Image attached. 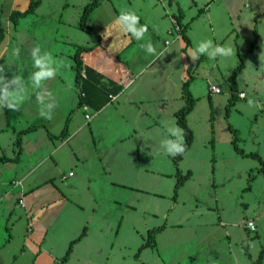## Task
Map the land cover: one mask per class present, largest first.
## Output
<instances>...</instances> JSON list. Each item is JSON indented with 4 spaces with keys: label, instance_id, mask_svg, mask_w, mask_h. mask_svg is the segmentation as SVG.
<instances>
[{
    "label": "rangeland",
    "instance_id": "obj_1",
    "mask_svg": "<svg viewBox=\"0 0 264 264\" xmlns=\"http://www.w3.org/2000/svg\"><path fill=\"white\" fill-rule=\"evenodd\" d=\"M90 1L39 0L35 12L15 25L10 20L12 11L26 10L31 0H0V26L5 30V38L0 44V54L3 53L0 66H4L3 74L9 79L14 74L24 77L28 89L16 114L18 137L31 126L27 123L26 109L33 110L35 117L40 111L27 80L33 71L30 50L34 45L67 64L58 70L55 79L46 82L57 105L65 97L79 99L75 87L77 44L94 45L99 38L96 33H86L78 26L83 15L81 9ZM119 1L124 2L120 11L129 10L124 9L129 8L125 0ZM173 1L179 2L183 10L185 18L180 23L188 27L192 48L207 38L216 44L231 46L235 54L216 60L202 55L200 64L188 74L181 39L174 40L163 31L161 19H156L152 28L159 30L158 47L163 48L167 40L171 42L165 53L157 56L159 48H156L155 57L134 48L133 54L127 52V56L135 75L145 69L139 82L144 84V80L152 78L154 89L151 88L150 93L164 97L159 104L162 112L158 113L156 107H149L147 102L142 107V110L150 111L147 117L143 111L139 114L130 106L120 107L125 94L100 114L88 108L89 115L94 118L87 125L82 108L76 106L70 110L68 107L67 117L72 123L70 133L77 132L75 148L65 147L58 157H63L62 172L68 177L73 172L74 177L65 181L58 178L62 187H78L76 193L70 191V200L88 208H82L85 212L76 214L75 219L71 215L72 205L65 210L57 205L52 211L42 213L41 220L49 231L48 248L59 263L257 264L255 262L260 260L264 264V70L259 61L260 53L264 52V0H237L236 4L225 3V0ZM139 5L136 1L134 9L130 10L139 13ZM151 5H155L154 8L147 6L143 11L154 12L158 18L156 6L161 9L160 3L156 1ZM168 9L175 14L181 12L175 4ZM209 9L211 19L207 16ZM255 42L257 45L253 48ZM17 48L20 55L14 53ZM239 53L246 56L247 63L238 75L236 88L244 92L245 97L230 104L232 94L228 79L240 63ZM151 57L155 60L150 65ZM190 61L193 63L191 58ZM190 76L193 77L190 92L195 103L187 122L194 139L177 168L170 155H153L151 152L157 142V130L163 137L165 125L182 129L175 113L186 105L183 85ZM62 82L73 89L70 90L68 85L66 88ZM209 84L220 87L222 93L213 94ZM249 99L254 100L253 106L248 105ZM57 109L52 127L57 122ZM149 122L154 124L150 128L146 127ZM58 129L51 128L50 132ZM232 130L238 132L239 147L245 154L259 158L236 151ZM40 132L45 134L47 131L41 129ZM122 135L127 138L125 141L119 140ZM50 140L54 143L55 138ZM60 141L55 143L58 145ZM46 166L52 167V162ZM178 171L182 176L189 172V179L175 191ZM111 181L116 183L115 187L111 186ZM5 191H9V187H5ZM18 198L20 195L15 191L13 196L0 203V212H6V219L0 216V244L5 245L0 249V264H33L36 256L35 250L33 254L27 250L28 253L21 255L24 239L30 237L27 230L32 222L28 223L25 213L29 209L18 206ZM7 207H10L9 213ZM91 213L94 218L88 224ZM16 220L18 225L14 231ZM220 221L225 223L224 226ZM248 221L255 223V231L247 229ZM85 227L90 230L89 238L74 247V253L64 260L70 240L80 237ZM160 227L164 228L154 234L156 244L143 247L149 231ZM11 236L12 244L8 242ZM41 241L37 243L41 245L44 240ZM85 249H88L87 253Z\"/></svg>",
    "mask_w": 264,
    "mask_h": 264
},
{
    "label": "crops",
    "instance_id": "obj_2",
    "mask_svg": "<svg viewBox=\"0 0 264 264\" xmlns=\"http://www.w3.org/2000/svg\"><path fill=\"white\" fill-rule=\"evenodd\" d=\"M125 1L129 8L125 7L124 9L129 10L134 9L133 4H135L136 1L140 3V5L138 6L139 8L137 9L139 13L136 14L140 17V24L148 26V32L145 34L143 40L138 42L137 40H135V38L131 37L129 34L125 33L114 25L113 22L115 18L120 14V9H122L121 6L124 2H120L119 0H103L100 6L94 10L89 19V22L91 23L89 25L95 29V33L100 36V39L96 41L94 45L77 44L78 46L91 48V50L82 53V60L84 62V65L89 68H92L98 74L97 76H94V79L89 80L90 83L87 86L88 92L91 94L92 97L95 98L92 99L93 105L84 104L82 106H79L81 89L76 81L75 87L78 89L79 99L76 101L75 99L73 100V98L71 97H65V99H61V101L59 102L60 105L58 106L59 109H57V107L55 108V110L57 109V122L54 127H52L51 123L53 119H40V111L36 114L35 117L34 111L27 108V123L31 124L28 129L35 126L37 127V129L24 133L22 135L21 148H18L17 146L18 133L16 129V114L18 112L7 110V108H0V158H5V160L0 159V203L6 200L8 196H13L14 192L17 191L18 195H20V198H18L19 200L17 199L16 201L17 203L19 202L18 206H20L21 208L29 209V211L25 210V213L28 218V223L32 222V226L27 230V235H29L30 237H28V239H26L27 237L24 239V245L22 249L23 251L21 255H25L26 253H28L27 250L33 254V250H35L36 256L33 264H63V262H58V259L56 258L54 253L51 251L50 248H48V242L46 240L49 231L47 229L46 224L41 220L42 213L52 211L57 205L63 206L64 210L65 207H68V205H72L73 208L71 210L73 213L71 215L75 219L76 214L80 215L82 212H85L84 209L87 210L88 208L83 204L75 205V203L70 200L69 196H72L69 195L70 191H72V193L74 194L76 193L78 187L74 185H67V188L62 187V185L59 183L60 180L58 178L60 177L61 181H65L69 177H74L73 174V176L70 175L73 172L69 173V177L66 176V173L62 172V170H64L63 157H58L59 155L63 154V150L65 147H70L71 149L75 148L73 143L77 137V132L74 130L73 134L70 133V127H72V123H70L67 117L68 107L70 108V110L72 108H75L76 106H78V108L80 109L82 108L84 111V118L87 121V125L94 118L93 115L91 116V119L86 118V115L89 114L88 108L89 110H95L97 114H100L102 113V111H104L106 107L109 106V104L118 101L120 97L123 98L125 94L126 98L124 100H121L122 102L120 101V107L121 105L130 106L131 109H136L139 114L141 113V111H143L145 117L149 116L150 114V111L148 112L147 110H142V107L146 106L145 102L148 103L149 107L155 106L156 111L158 113H161L163 110L160 109L159 104L161 101L165 100L164 97H157L156 95L150 93V89H154L152 78H147L146 80H144V84L143 82H139L141 74L145 71V69L142 68L139 73L135 75V71L133 70L131 63L128 61L129 56H127V52L129 54H133L134 51L132 49L134 48H137V50H142L140 48V44L147 43L149 40H151L154 47L159 48L157 50V53L159 52V55L157 56L161 57V54L165 53V50L171 44V42L167 44L168 40L165 41V46L163 47L164 49L158 47L156 38H158L157 33L159 30L156 31L154 30V28H152L156 24L155 20L161 19L163 24L162 29L164 32L166 31L169 35V31L171 29H174L176 27V24H178V26H181L182 23L180 22L182 21V19L185 18L183 10H181L179 2H174L173 0H135V2H131V0ZM156 1H158L161 6V9L158 7L159 5L156 6L158 18L154 16L156 15L154 12H151L153 14L152 15L149 13V11H143V8H146L147 6L152 7L151 4ZM167 2L168 6L166 5ZM229 2H231L232 4H236L237 0H225V3ZM174 4L177 7L178 11L181 10L180 13L175 14L169 11L170 9H168V7L172 8ZM86 5H83L81 9L82 13ZM154 6L152 8H154ZM210 12L211 9H209V13L207 15L208 19H211ZM97 13L99 14L97 15ZM251 17H253V13ZM168 21L172 24V27H170ZM170 36H172L174 40L176 38L181 39L183 47V57L186 66H188L189 62H191L189 58V49H192V43L190 47H187L182 37H177L178 34L176 32ZM253 50L254 49H252V51ZM2 54L3 53H1L0 55L2 56ZM155 57H151L149 62L150 65L154 62ZM184 77L187 76L184 75ZM85 79H88L87 76ZM62 85L66 86L68 84L62 82ZM68 86L70 90L73 89L70 84ZM68 86H66V88H68ZM137 91L140 92L137 93ZM237 91L239 94L244 93L239 92V90ZM98 93L100 94V96L97 95ZM106 97H108L110 101L105 106L98 107L102 103V101L106 99ZM54 111L52 113V118H55ZM39 119L41 122L39 121ZM34 120H37V123H34ZM67 121L69 122V135L65 139L59 138L61 141L60 144L57 145L55 143L57 140H59L57 136L61 134ZM59 124H61V127H59ZM153 125L154 124H151L150 122L146 123V127L148 128L152 127ZM51 128L60 129H58L59 131L57 132L53 131L54 133H51ZM41 129H45L47 132H45V134H41ZM50 138H55L54 143H51ZM125 139L127 138L123 137V135L119 138L120 141H125ZM9 141H11V143H8ZM19 150V159H16L18 157ZM51 162L52 167L48 168V166L46 165H49ZM157 173L160 174V172ZM112 175L113 173L111 172L110 176ZM63 176L66 177L64 178ZM122 178H126V176L124 177L122 175ZM115 184V182L111 181L112 187H115ZM5 187H9V191H5L4 193ZM251 191L253 192V189H251ZM91 195L93 197L95 196L93 192ZM21 200L24 202V204H21ZM9 211L10 207H7V213H9ZM49 214H51V212H49ZM262 215L260 214V216ZM0 216L1 218L6 219V212H0ZM93 218L94 215H92V213L89 214V220H87L88 224L93 220ZM8 224L9 223H7L6 225ZM13 224V228L15 231L18 225V221L16 220ZM224 224V222L220 221L221 226H224ZM84 230H86L87 232L85 237L82 238V240H80L79 242H77L74 247L78 246L80 243H83L84 239L89 238L90 230L87 229V227H85L83 231ZM227 236H229L228 233ZM41 239L44 240V242L39 245L37 241L40 243ZM75 239H73L72 241H74ZM13 241V236H11L10 241L8 242L12 244ZM72 241L70 240V244ZM228 245V248L231 251L230 240H228ZM74 247L71 254L74 253ZM2 248H5V245L0 244V249ZM87 250L88 249H85L84 252L87 253ZM89 252L90 251H88V253Z\"/></svg>",
    "mask_w": 264,
    "mask_h": 264
},
{
    "label": "clouds",
    "instance_id": "obj_3",
    "mask_svg": "<svg viewBox=\"0 0 264 264\" xmlns=\"http://www.w3.org/2000/svg\"><path fill=\"white\" fill-rule=\"evenodd\" d=\"M114 25L120 30L129 34L137 41L143 40L148 32V26L140 24V17L133 10L121 11L115 18ZM140 48L148 55L156 56V48L151 40L140 44ZM15 55H20V49L14 50ZM234 50L229 45H221L213 42L212 39H202L196 46L189 49V57L193 62L197 61L201 55L207 56L209 60H216L218 57L228 58L234 55ZM32 68L27 80L34 91L37 103L40 105L39 115L47 120L52 119V113L58 106L53 93L47 88L46 82L55 79L58 70L67 67L64 60H56L52 54L42 50L39 45H34L30 50ZM260 68L264 70V52L259 55ZM4 66H0V108H7L11 111H18L28 91L24 77L14 74L10 79L3 73ZM244 93H240L243 99ZM254 100L249 99L248 105L253 106ZM163 123V121H162ZM166 135L160 136L159 130L156 132V143L152 147V154L160 153L176 156L185 152L183 130L179 127H168L165 125Z\"/></svg>",
    "mask_w": 264,
    "mask_h": 264
},
{
    "label": "trees",
    "instance_id": "obj_4",
    "mask_svg": "<svg viewBox=\"0 0 264 264\" xmlns=\"http://www.w3.org/2000/svg\"><path fill=\"white\" fill-rule=\"evenodd\" d=\"M103 0H91L84 8L83 11V15L81 16L80 22H79V28L89 34H95V29L92 28L89 25V19L92 15V13L94 12V10L100 6V4L102 3ZM39 4V0H31L30 5L28 6V8L24 11H20V10H14L11 13L10 16V20L17 25L19 20L21 18L26 17L27 15H29L32 12H35V9L37 7V5ZM179 23V22H178ZM181 37L184 40V42L186 43L187 47H190L191 45V41L187 35V30L188 27H183L181 24ZM98 40L100 39V36H98ZM5 38V30L2 26H0V44L2 43V41ZM257 43H253V48L256 47ZM91 50V48H86L83 46H78L77 47V51L76 54L74 55V59H75V69H76V81L77 84L79 85L81 91H80V102H79V106H82L84 104H88V105H93L92 104V99L94 97L91 96V94L88 92L87 86L90 83V79H94V76H97V72L94 71L92 68L87 67L86 65H84V62L82 60V53L87 52ZM240 56V63L239 65L234 69V71L232 72L231 76L229 77L228 81L230 83V87H231V99H230V104L234 102V100L238 99L239 93L237 91L236 88V79L237 76L239 75L240 72H242L245 69V64H246V56L245 55H241ZM203 59V56L201 55L200 58L195 61V62H189L187 71L188 74L190 73L191 69H193V67L195 65H199L201 60ZM83 72L86 73L87 76V80L85 78H83L82 74ZM193 81V77L190 76L186 82H184L183 85V94H184V98L186 100V105L185 107L181 108L176 114L175 116L177 117V121L179 126L183 129L184 131V139H185V152L181 155H176V156H171V159L174 161L175 166L178 168L179 167V162L183 159L184 155L187 153V151L190 149V147L193 144V132L191 131V129L188 126V122H187V117L192 113L193 109H194V103L195 100L190 92V85ZM98 96H100V94H97ZM83 96V97H82ZM95 99V98H94ZM110 101V99L108 97H106V99L104 101H102V103L98 106V107H103L105 106L108 102ZM229 104V105H230ZM69 122L67 121L64 129L62 130L61 134L57 137L65 139L67 138V136L69 135V128H68ZM37 129V127H31L27 130H23L20 132L18 140H17V146L18 148H21L22 146V135L24 133L30 132ZM234 132V146L236 151L241 154V155H246V156H253V157H257L259 158V156L254 155V154H245V152L239 147V141H240V136L238 134L237 131L232 130ZM19 155H20V150H19V154L18 157L16 159H19ZM0 159L5 160L4 157H1ZM13 159V160H16ZM9 160V159H8ZM177 182L175 185V191H178V189L189 179V172L187 173V175L182 176L180 175V172H177ZM164 227H160L158 229H154L149 231V236H148V241L143 245V247L146 246H151V245H155L156 244V236L154 235L155 233H159L162 231ZM251 231V230H250ZM86 230H84L81 234L80 237H78L77 239H75L74 241L71 242L66 255L64 256V260H67V258L71 255L72 251H73V247L74 245L79 242L80 240H82V238L85 237L86 235ZM142 248V247H141ZM141 250V249H140ZM257 264H261V261H257L255 262Z\"/></svg>",
    "mask_w": 264,
    "mask_h": 264
},
{
    "label": "built area",
    "instance_id": "obj_5",
    "mask_svg": "<svg viewBox=\"0 0 264 264\" xmlns=\"http://www.w3.org/2000/svg\"><path fill=\"white\" fill-rule=\"evenodd\" d=\"M175 32L178 34L177 37H180L181 36V27L178 26V24H176V27L174 29H171L169 31V35H173ZM169 43H170V41H167V44H169ZM82 76H83V78H86V73L83 72ZM209 90L213 94H220V93H222V89L220 87L216 86V85H213V84H209ZM239 96H240V94H239ZM86 118L87 119H91V116L89 114H87L86 115ZM70 175H72V173ZM63 177L65 178V176H63ZM21 204H24V202L22 200H21ZM246 227H247V229H249L251 231H255L256 230V226H255V223L253 221H248Z\"/></svg>",
    "mask_w": 264,
    "mask_h": 264
}]
</instances>
